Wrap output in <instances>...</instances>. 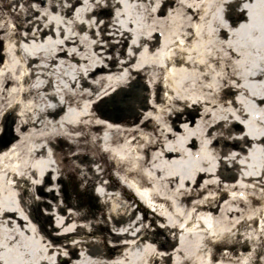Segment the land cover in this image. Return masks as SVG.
<instances>
[{
  "label": "bare ground",
  "instance_id": "6f19581e",
  "mask_svg": "<svg viewBox=\"0 0 264 264\" xmlns=\"http://www.w3.org/2000/svg\"><path fill=\"white\" fill-rule=\"evenodd\" d=\"M180 1L0 0V264L254 263L258 249L226 261L208 244L234 242L238 194L264 183V0H205L195 26ZM206 75L212 127L231 136L217 146L182 102ZM72 153L113 155L127 174L70 164L85 198L100 183L85 206L65 201L53 158Z\"/></svg>",
  "mask_w": 264,
  "mask_h": 264
},
{
  "label": "rangeland",
  "instance_id": "374dc122",
  "mask_svg": "<svg viewBox=\"0 0 264 264\" xmlns=\"http://www.w3.org/2000/svg\"><path fill=\"white\" fill-rule=\"evenodd\" d=\"M207 1L210 2L211 0H207ZM224 1L225 0H212L211 2L214 3V6L212 8L218 9L220 7L219 4L223 3ZM182 2L183 0H181L180 3L178 4V8L180 12L184 11L183 8L185 6ZM192 4L195 5V8H193L195 10V13H194L195 18L194 20H192V24H194L195 26L197 23L201 22L200 18H203L204 15L206 16V19L204 21L207 22L208 15L205 14L206 12L205 10L209 8L211 3H209L208 5H205V0H194ZM100 14L102 16V12H100ZM112 16L113 14L110 13L107 15V18L111 19ZM97 34H100L99 30L97 31ZM105 34L109 36L110 32L105 31ZM111 42L113 41L111 40ZM105 43H108V42L105 41ZM106 48H109V46H106ZM1 50H3V48ZM231 66H233V64L230 62V66L228 68L232 69ZM56 67L57 66H55V68ZM62 73H63V68H59L55 71L54 76L56 77L57 81L61 80V78L63 77ZM135 83H136L135 80L127 83V85L129 86L127 87L129 94L130 92L136 91L137 87L135 89ZM184 91L187 92L188 100L186 99L182 102L185 104L186 110L189 112L191 111L193 113V117L191 118L193 123H195L196 121L198 122L201 121L204 125L202 126L203 128L206 125L208 128L210 139L213 142L219 137L223 141L230 138L231 136L229 135V132L227 128L225 127V125L224 127H223V124L212 127L214 125L213 123L214 119L211 116L212 98L210 97L211 95L208 92V75H206V80L200 84H197L196 81L187 84L184 87ZM131 99L134 100V98H130V100ZM101 107L100 106L97 107V110L100 111ZM11 130H16L14 125L11 128ZM4 132L5 131L2 128L1 136H3ZM72 134L79 135V133H72ZM82 134H84V130H82ZM15 140L16 138H14L13 141L10 142L6 148L7 149L12 148L13 147L12 145L14 144ZM213 144L214 146H217L216 142H214ZM262 144H264V142ZM221 152L222 150L218 152V155H220ZM72 154L73 155H70L71 157L69 158L61 154H59L57 158L55 157L53 158V162L59 170L63 169V167L67 169L66 171L63 169L64 183H61L59 185L60 189H62V194H63L65 201L74 202L76 204L85 206L87 204L88 198H91L90 195L92 193L97 192L98 185L100 183L99 179H94L93 182L90 183L88 187L86 188L88 198H85L84 196L80 194V190L82 189V186L84 185L85 182L81 181L79 179V175L77 174L75 175L74 171L72 172V169L69 167L70 164H75V167L79 168V172L88 171L87 167L91 165L93 168L104 172L106 175H112L120 179H124L125 177L124 175L127 174L126 170L128 169V166L127 167L123 166L120 159L113 157V155H110L107 153H105V155H102V157L96 156V155H91V156L89 155L88 157H83L81 155L78 158L71 159L73 158L72 156L77 155V153H72ZM219 158H222L224 162L227 157L224 156V154H222L220 155ZM94 161L96 164L94 163ZM228 166L230 167L231 171L236 172V174H239V172L241 171L239 163H236L235 166H232V165H228ZM140 168H144V167H140ZM249 187H250L249 191H246V192L242 191L238 194L239 198L242 201V206L239 209L241 211V214L238 218V221H236L234 217V218H230L228 222V228H229L228 230L231 231L232 234L236 235L233 238H228V239L233 240L234 242L233 243L227 242L223 245L208 244V248L213 247L215 249L217 259L225 258L226 261H230L229 259L236 261L239 259L241 254L248 253L249 251L256 250V249L260 251L254 254L255 261L253 264H260L264 259V209H262L259 205L256 204V202H254L256 198L257 199L259 198V194H257L254 191V188L264 187V183L255 181V184L249 185ZM227 195H230V193L229 194L227 193L226 197L222 199V201L226 200ZM137 202L138 204L142 205L136 199V203ZM136 203L133 202L132 207L133 209L138 211L139 218L142 219L143 214L145 212L139 211L138 205ZM148 217L155 218L156 223L160 224L162 229H165L163 230V232H170L167 234H170L174 238L179 237L178 231L176 230L172 231L171 228L170 230L166 228L168 224L165 222V219L155 216V214L151 211L148 212ZM211 218H212L211 220L212 223L214 222L218 227L221 224H224L223 219H221L217 215ZM147 222L149 221H146V223ZM131 225H134V222H132ZM209 230L210 229H208V231ZM155 235L158 237H162L161 233L156 232ZM246 238L253 239L256 242L255 246L251 247L250 244L247 245V243H245ZM237 241H241L242 244H238Z\"/></svg>",
  "mask_w": 264,
  "mask_h": 264
}]
</instances>
